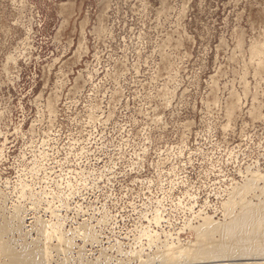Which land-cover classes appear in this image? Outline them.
<instances>
[{
    "label": "rangeland",
    "instance_id": "rangeland-1",
    "mask_svg": "<svg viewBox=\"0 0 264 264\" xmlns=\"http://www.w3.org/2000/svg\"><path fill=\"white\" fill-rule=\"evenodd\" d=\"M263 59L264 0H0V238L58 222L68 264H116L147 228L194 242L236 186L254 202Z\"/></svg>",
    "mask_w": 264,
    "mask_h": 264
},
{
    "label": "bare ground",
    "instance_id": "bare-ground-1",
    "mask_svg": "<svg viewBox=\"0 0 264 264\" xmlns=\"http://www.w3.org/2000/svg\"><path fill=\"white\" fill-rule=\"evenodd\" d=\"M254 51L259 54L261 50L255 47ZM261 67H264V63ZM256 177V175L252 174V178L257 179ZM254 183L252 182V184ZM255 186L257 187V185ZM254 190L257 191V194H253L256 198L254 202L244 196L248 189L243 192L241 187L236 186L232 190L230 194L231 201L224 203V205L228 206L223 209L227 216L223 222L215 221L211 216L204 215L205 213L202 216L198 213L199 218L198 216L197 218L200 222L193 227L196 232L194 242H174L172 241L173 237H171V233L164 232L163 230L158 232L155 229L146 227L147 229L142 230V234L146 236L147 243L154 245V249L146 254L142 253L141 250H134L135 252L128 255V262L132 258L138 264H264V187L262 185ZM251 191L249 189V192ZM243 193L245 194L243 195ZM32 204L34 203L32 202ZM44 209L49 211L50 216L56 217L55 209L51 208L50 205ZM152 213L151 221L158 225L162 216L156 210ZM9 216V219L14 222L15 228H20L24 220V213L19 204L12 206ZM36 226L38 238L31 240V246L29 243H20V248L16 249L12 245L14 244L11 242L12 240L8 239V241H5L0 238V264H53V250L57 254H62L61 264H68L69 256L67 253L72 250L73 244L71 238L62 229L63 227L58 222L53 223L37 218ZM5 230H7L5 225L1 224L0 234L3 231L5 232ZM14 230L18 231L19 229ZM89 234L88 230L86 231L85 229L78 233L84 242L94 238ZM127 258L125 259L127 260ZM128 262L117 260L116 264H129Z\"/></svg>",
    "mask_w": 264,
    "mask_h": 264
}]
</instances>
